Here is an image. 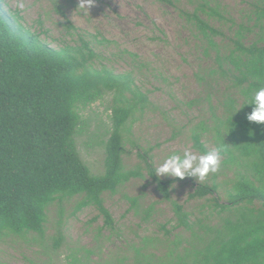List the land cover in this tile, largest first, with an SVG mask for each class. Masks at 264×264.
<instances>
[{"label": "trees", "instance_id": "trees-1", "mask_svg": "<svg viewBox=\"0 0 264 264\" xmlns=\"http://www.w3.org/2000/svg\"><path fill=\"white\" fill-rule=\"evenodd\" d=\"M158 1L175 6L172 0ZM188 2L193 10L182 14L208 43L205 53L216 52L219 70L231 77L232 87L240 90L245 104L242 114L229 113L218 133L221 153L228 154L224 164L235 169L226 200L218 196L217 173L199 184L191 196H212L213 204L207 207L214 210L207 219L219 218L216 225L201 219L192 222L183 206L171 200L172 182L160 181L150 168V175L173 206L176 227L190 233L182 241L187 248L169 251L158 264H264V123L246 118L247 107H254L246 105L252 93L264 87V0H249L248 22L253 26L242 23L237 29L218 0ZM21 19L0 0V240L43 238L50 208L76 197L81 199L79 209L96 208L104 217V227L114 230L103 195L116 193L123 183L140 176L124 171V133L130 118L145 109L146 96L138 91L132 74H115L96 63L98 36H89L69 22V34L76 40L54 48L41 34L24 27ZM213 20L232 22L228 46L217 42L224 34L211 24ZM255 28L262 35L248 45ZM226 64L232 65L227 66V73ZM107 95L114 97L113 131L105 142V172L95 176L81 158L76 136L82 111ZM201 139V134L193 135L194 147L207 152ZM197 226L202 232L195 230Z\"/></svg>", "mask_w": 264, "mask_h": 264}, {"label": "rangeland", "instance_id": "rangeland-1", "mask_svg": "<svg viewBox=\"0 0 264 264\" xmlns=\"http://www.w3.org/2000/svg\"><path fill=\"white\" fill-rule=\"evenodd\" d=\"M172 1L175 6L158 0H93L85 15L80 0H3L6 10L18 12L24 27L41 34L54 48L76 40L69 34V22L89 36H98L101 43L94 47L99 55L96 63L115 74H132L147 102L143 111L130 118L124 133V171L140 176L123 183L116 193L103 195L114 230L104 227V217L96 208L79 209V197L56 202L48 212L43 238L0 240V264H138V260L140 264H158L169 251L187 248L182 241L189 239L190 233L176 227L173 206L150 175V168L186 149L201 154L194 147L195 133L202 135L208 151L222 147L218 133L230 112L242 114L245 98L232 87L231 77L219 70L216 52L205 53L208 43L196 35L182 14L193 10L189 0ZM218 2L225 17L235 22L234 29L242 23L253 26L248 22L252 11L249 0ZM211 24L224 34L217 39L219 45L228 46L232 22L213 20ZM261 35L255 28L246 43L250 45ZM227 66L232 67L224 65L225 73ZM113 107L114 97L107 95L82 111L76 141L82 160L95 176L105 172V142L113 131ZM246 110L251 112L253 107ZM225 138L229 147V137ZM227 158V153H221L216 172L221 201L226 200V190L235 177L234 165L224 164ZM214 174L202 181L187 176L156 177L172 182L170 198L183 206L192 222L201 219L204 224L216 225L219 218L207 219L214 210L207 207L213 204L212 196L191 199L197 186L209 182ZM195 230L202 232L199 226Z\"/></svg>", "mask_w": 264, "mask_h": 264}, {"label": "clouds", "instance_id": "clouds-1", "mask_svg": "<svg viewBox=\"0 0 264 264\" xmlns=\"http://www.w3.org/2000/svg\"><path fill=\"white\" fill-rule=\"evenodd\" d=\"M92 3L93 0H80L79 5L83 14L87 15ZM19 7L22 9L24 5L20 4ZM246 105H254L253 110L246 117L247 120L264 123V87L255 90ZM221 151L222 148L217 147L199 155L190 149L184 150L182 154L173 153L155 167L154 173L157 177L183 179L187 176L202 181L209 173H216L219 170Z\"/></svg>", "mask_w": 264, "mask_h": 264}]
</instances>
